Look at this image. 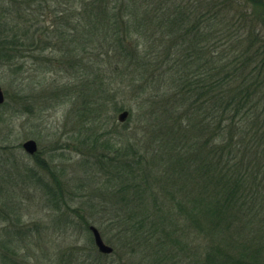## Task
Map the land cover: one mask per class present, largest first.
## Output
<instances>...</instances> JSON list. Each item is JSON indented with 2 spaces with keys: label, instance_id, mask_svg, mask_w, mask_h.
Here are the masks:
<instances>
[{
  "label": "rangeland",
  "instance_id": "obj_1",
  "mask_svg": "<svg viewBox=\"0 0 264 264\" xmlns=\"http://www.w3.org/2000/svg\"><path fill=\"white\" fill-rule=\"evenodd\" d=\"M201 2L205 5L202 12L212 10L221 12L218 18L226 17L225 41L229 36L244 46L252 42L253 49L263 45L264 0H177L179 12L195 16L192 6ZM83 9L79 0H0V46L2 52L12 51L15 56L0 59V87L5 94L0 105V240L15 252L1 249L0 264H7V257L13 261L10 264H159L162 259L147 236L146 243L143 237L134 240V231L121 221L129 215L120 210L113 196L120 184L109 182L105 173L106 164L114 158L132 162L142 156L159 180L155 198L143 199L148 214H161L165 203L174 212L170 201L175 200L176 189L160 181L171 170L165 168L169 157L163 146L172 122H164V115L153 112L156 108L146 102L150 89L132 83L120 54L111 60L97 59L96 37L86 51L69 44L79 41L86 24L82 23ZM146 24L144 34L152 36L155 29ZM28 27L30 35L25 32ZM72 28V37L62 38ZM14 31L16 50L6 48ZM34 31L37 34L31 37ZM134 38L127 43L134 46ZM164 41L168 44L169 38ZM225 41L220 43L223 48ZM152 95L160 104L162 97ZM123 111L129 115L122 123L118 116ZM28 140L37 143L36 155L22 148ZM118 147L124 152L116 156ZM131 147L135 156L125 151ZM90 226L99 230L113 248L112 254L99 253ZM208 230L198 234L196 241L187 236L186 246L168 251L161 264H199L208 246H219L250 263L247 259L252 253L247 251L254 248L252 236L228 232L213 237ZM227 238L244 241L234 247L223 243Z\"/></svg>",
  "mask_w": 264,
  "mask_h": 264
},
{
  "label": "trees",
  "instance_id": "obj_2",
  "mask_svg": "<svg viewBox=\"0 0 264 264\" xmlns=\"http://www.w3.org/2000/svg\"><path fill=\"white\" fill-rule=\"evenodd\" d=\"M79 2L84 8L80 12L82 23L86 24L79 41L69 44L86 51V45L94 43L91 39L96 37L97 59L111 60L112 55L120 54L132 83L150 89L146 102L156 108L153 112L164 115V122H172L163 146L169 157L165 168L171 170L160 181L176 189L177 198L170 195L175 197V202L170 201L174 212L165 203L161 214H148L143 199L155 198L159 180L142 156L132 162L114 158L106 164L108 181L120 184L113 196L120 210L129 215L127 221H121L134 231L131 236L134 240L143 237L145 243L147 236L148 244L157 247L164 260L175 247L186 246L187 236L196 241L205 229L213 237L248 233L255 239L254 248L247 251L252 253L247 259L250 263L219 246H208L203 257L199 258V253V264H264V43L253 49L252 42L244 46L229 36L225 41L222 29L226 17L218 18L221 12L212 10L202 12L203 2L192 6L195 16H182L177 0ZM65 10L62 12L67 13ZM146 23L155 29L152 36L144 34ZM69 30L62 38L72 37L74 28ZM30 31L28 27L25 32L30 35ZM159 31L160 37L155 38ZM34 32L31 37L37 34ZM13 34L6 48L16 50V31ZM136 34L141 38L135 39ZM132 38L134 46L127 43ZM149 38L151 43H145ZM222 41L227 43L224 48ZM3 49L0 46V59L15 58L12 51L5 53ZM152 93L155 98L162 97L160 104ZM122 150L118 147L114 154L118 156ZM125 151L136 155L133 147ZM168 179L169 184L165 183ZM3 241L0 250L7 248L15 254ZM241 241L227 238L223 243L238 247ZM4 262L13 261L7 257Z\"/></svg>",
  "mask_w": 264,
  "mask_h": 264
},
{
  "label": "water",
  "instance_id": "obj_3",
  "mask_svg": "<svg viewBox=\"0 0 264 264\" xmlns=\"http://www.w3.org/2000/svg\"><path fill=\"white\" fill-rule=\"evenodd\" d=\"M4 101H5V94H4L3 89L0 87V105H2ZM128 115H129L128 111L121 112L118 116V121L123 123L127 119ZM22 148L30 156L36 155L38 151V145L34 140H28L24 142L22 145ZM89 230L91 231L93 235L94 243L99 253L104 254V255L112 254L113 248L104 242L99 230L95 226H90Z\"/></svg>",
  "mask_w": 264,
  "mask_h": 264
}]
</instances>
